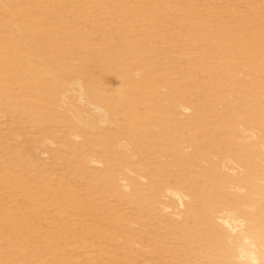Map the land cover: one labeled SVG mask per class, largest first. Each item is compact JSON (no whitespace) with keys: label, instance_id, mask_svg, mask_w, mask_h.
Returning <instances> with one entry per match:
<instances>
[{"label":"rangeland","instance_id":"rangeland-1","mask_svg":"<svg viewBox=\"0 0 264 264\" xmlns=\"http://www.w3.org/2000/svg\"><path fill=\"white\" fill-rule=\"evenodd\" d=\"M0 264H264V0H0Z\"/></svg>","mask_w":264,"mask_h":264},{"label":"bare ground","instance_id":"bare-ground-1","mask_svg":"<svg viewBox=\"0 0 264 264\" xmlns=\"http://www.w3.org/2000/svg\"><path fill=\"white\" fill-rule=\"evenodd\" d=\"M79 85V84H78Z\"/></svg>","mask_w":264,"mask_h":264}]
</instances>
